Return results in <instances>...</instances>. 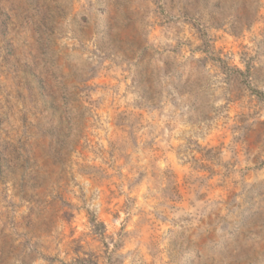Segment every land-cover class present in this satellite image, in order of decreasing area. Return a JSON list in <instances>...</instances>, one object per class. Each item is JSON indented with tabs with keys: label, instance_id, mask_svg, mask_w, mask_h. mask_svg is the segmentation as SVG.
<instances>
[{
	"label": "rangeland",
	"instance_id": "374dc122",
	"mask_svg": "<svg viewBox=\"0 0 264 264\" xmlns=\"http://www.w3.org/2000/svg\"><path fill=\"white\" fill-rule=\"evenodd\" d=\"M0 264H264V0H0Z\"/></svg>",
	"mask_w": 264,
	"mask_h": 264
}]
</instances>
